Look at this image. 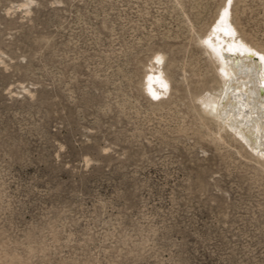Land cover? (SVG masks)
Returning a JSON list of instances; mask_svg holds the SVG:
<instances>
[{
	"label": "rangeland",
	"instance_id": "obj_1",
	"mask_svg": "<svg viewBox=\"0 0 264 264\" xmlns=\"http://www.w3.org/2000/svg\"><path fill=\"white\" fill-rule=\"evenodd\" d=\"M220 1L0 0V264H264V166L191 107ZM157 50L177 117L144 110Z\"/></svg>",
	"mask_w": 264,
	"mask_h": 264
},
{
	"label": "bare ground",
	"instance_id": "obj_2",
	"mask_svg": "<svg viewBox=\"0 0 264 264\" xmlns=\"http://www.w3.org/2000/svg\"><path fill=\"white\" fill-rule=\"evenodd\" d=\"M245 2L221 0L214 17L197 36L196 45L207 58L214 78L191 95V107L208 131L204 138L220 142L229 139L232 146H238L263 167L264 60L260 57L264 56V44L242 32L235 21L237 10ZM166 62L167 54L157 50L142 69L141 96L150 104L144 110L154 117L157 110L160 115L177 117L183 102L180 99L173 109L176 90Z\"/></svg>",
	"mask_w": 264,
	"mask_h": 264
},
{
	"label": "snow or ice",
	"instance_id": "obj_3",
	"mask_svg": "<svg viewBox=\"0 0 264 264\" xmlns=\"http://www.w3.org/2000/svg\"><path fill=\"white\" fill-rule=\"evenodd\" d=\"M229 2H230V0H229ZM253 55H255V53H253ZM260 59L264 60V56H261ZM156 98H158V97H156Z\"/></svg>",
	"mask_w": 264,
	"mask_h": 264
}]
</instances>
